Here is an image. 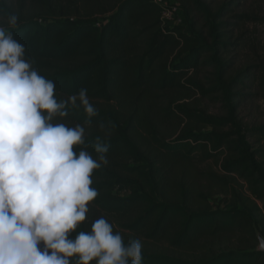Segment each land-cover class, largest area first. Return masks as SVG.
Returning <instances> with one entry per match:
<instances>
[{
    "label": "trees",
    "instance_id": "1",
    "mask_svg": "<svg viewBox=\"0 0 264 264\" xmlns=\"http://www.w3.org/2000/svg\"><path fill=\"white\" fill-rule=\"evenodd\" d=\"M178 1L184 25L162 28L161 6L148 0H0V26L54 81L58 100L84 87L98 109L90 125L82 108L54 119L84 125L80 148L94 158L97 137L109 147L77 231L103 214L117 219L125 244L141 241L142 264H264L253 246L264 237V124L241 115L264 99V57L235 63L248 41L242 26L264 24V14L240 11L247 0L215 9ZM9 14L19 17L14 28ZM208 162L217 173L201 168ZM218 193L238 207H212Z\"/></svg>",
    "mask_w": 264,
    "mask_h": 264
},
{
    "label": "clouds",
    "instance_id": "2",
    "mask_svg": "<svg viewBox=\"0 0 264 264\" xmlns=\"http://www.w3.org/2000/svg\"><path fill=\"white\" fill-rule=\"evenodd\" d=\"M18 20L9 14L7 24ZM25 56L0 26V264H142L141 241L125 244L103 216L77 231L98 196L92 174L108 164L109 147L97 137L94 158L80 148L84 125L54 119L82 108L90 125L98 109L84 87L58 100L54 81Z\"/></svg>",
    "mask_w": 264,
    "mask_h": 264
},
{
    "label": "rangeland",
    "instance_id": "3",
    "mask_svg": "<svg viewBox=\"0 0 264 264\" xmlns=\"http://www.w3.org/2000/svg\"><path fill=\"white\" fill-rule=\"evenodd\" d=\"M174 1V0H170ZM222 0H212V7L215 9L217 5ZM247 11L249 13L254 14H264V0H247L244 8H241L240 11ZM239 11V12H240ZM241 29L246 30V36L248 38L247 45L239 51L235 56V63L237 68L253 61V59H259L264 57V24H253L247 23L242 26ZM193 96V95H192ZM197 97V96H193ZM190 99L186 100L189 102ZM202 104L205 106V102L202 101ZM206 107V106H205ZM211 112H215L216 108L209 106ZM242 119L246 123H255V124H264V99L257 98L246 103L242 109ZM201 168H209L212 169L214 172L217 171V165L214 162H208L204 164ZM235 199H232L231 195L225 193H218L214 196L213 199L210 200V204L212 207H221V208H228L231 209L232 207H236L237 205L234 204ZM238 207V206H237ZM103 216L106 220H108L116 231L122 232V228L117 223L116 218H106L103 214H95V219L100 218ZM252 231H257L256 228H252ZM236 245H240L239 238L236 240H232L227 245L221 244L210 250L209 253L213 251H218L221 248H232L236 247ZM164 246L161 242L155 243L151 247L156 251H159L160 247ZM253 246L256 248L258 246V242H254ZM167 247V246H166Z\"/></svg>",
    "mask_w": 264,
    "mask_h": 264
},
{
    "label": "built area",
    "instance_id": "4",
    "mask_svg": "<svg viewBox=\"0 0 264 264\" xmlns=\"http://www.w3.org/2000/svg\"><path fill=\"white\" fill-rule=\"evenodd\" d=\"M160 4V21L161 27L165 26H183L184 18L179 7V1L174 0H148Z\"/></svg>",
    "mask_w": 264,
    "mask_h": 264
},
{
    "label": "water",
    "instance_id": "5",
    "mask_svg": "<svg viewBox=\"0 0 264 264\" xmlns=\"http://www.w3.org/2000/svg\"><path fill=\"white\" fill-rule=\"evenodd\" d=\"M255 235H256L257 242H258L256 251L264 254V237L260 235V233H256Z\"/></svg>",
    "mask_w": 264,
    "mask_h": 264
}]
</instances>
